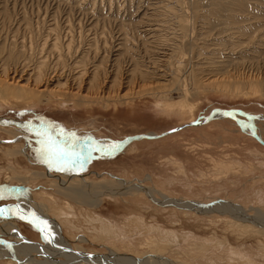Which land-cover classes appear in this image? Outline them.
I'll list each match as a JSON object with an SVG mask.
<instances>
[{
    "label": "rangeland",
    "instance_id": "1",
    "mask_svg": "<svg viewBox=\"0 0 264 264\" xmlns=\"http://www.w3.org/2000/svg\"><path fill=\"white\" fill-rule=\"evenodd\" d=\"M220 111L237 118H214ZM248 117L259 121L256 134L241 127ZM193 122L199 124L188 126ZM43 127L57 138L74 134L81 144L110 140L129 148L94 152L83 167L57 164L37 134ZM261 130L264 0H0V187L45 202L55 229L88 261L264 264ZM150 133L156 136L134 138ZM47 175L67 183L47 182ZM146 187L229 212L165 208ZM44 193L74 207L72 225L58 217L63 204L41 202ZM0 201L6 210L19 202ZM97 216L117 232L86 221ZM261 217L262 225L253 221ZM25 221L0 216V239L13 241L17 226L43 242L37 221ZM152 224L156 230L147 233ZM156 237L169 248L154 260L155 245L146 246ZM205 240L211 245L204 254L194 247ZM231 248L242 260L231 259ZM0 264L24 263L0 257Z\"/></svg>",
    "mask_w": 264,
    "mask_h": 264
},
{
    "label": "bare ground",
    "instance_id": "2",
    "mask_svg": "<svg viewBox=\"0 0 264 264\" xmlns=\"http://www.w3.org/2000/svg\"><path fill=\"white\" fill-rule=\"evenodd\" d=\"M72 53V52H71ZM43 63V62H42ZM236 77V76H235ZM234 79V78H233ZM262 85V84H261ZM259 86V85H258ZM58 87V85H57ZM262 87V86H261ZM259 87V88H261ZM263 88V87H262ZM145 92V91H144ZM141 93V92H140ZM144 94V93H143ZM139 95V94H138ZM122 101H125V100H122ZM127 101V100H126ZM242 113V112H241ZM243 114V113H242ZM217 116H220V117H225V116H229V117H232V118H237V116L234 114V112H224V111H220L218 113H215L214 115V118H216ZM213 118V115L211 117H209L207 119V121H210L211 119ZM12 121V120H11ZM4 122V121H3ZM5 121V123H3V125H11L13 124V122H7ZM256 122H259L258 119L252 121V123H255ZM17 123V122H15ZM19 123V122H18ZM17 125V124H16ZM188 126H193L192 124H189ZM248 131H253V130H248ZM256 131L257 129L255 128L254 129V132L256 134ZM252 133V132H251ZM258 134L260 136V134L262 136H264V130H261V131H258ZM148 138L149 137H154L156 135L153 134H149L147 135ZM161 137V136H160ZM134 138H137V137H134ZM145 139V138H144ZM128 140H133V138H130V139H127L126 141ZM93 141V142H91ZM131 141H128L131 143ZM127 142V143H128ZM88 144L90 146H94V147H100V146H105V145H110V144H120L121 147L119 149V151H122L124 150L125 148L128 147V145H125L123 142H119V143H116V142H112L110 140H106V141H103V142H98V140H90L88 141ZM129 148V147H128ZM119 151H116V152H113L111 153L112 155H115V154H119ZM101 155H104L106 154V152H103V151H99L97 152ZM94 154V152L92 153V155ZM111 154H108V155H111ZM103 157V156H102ZM182 168V167H181ZM221 171V170H220ZM54 173V172H53ZM184 173V172H183ZM78 174V173H77ZM50 175V174H49ZM47 175V178L48 176ZM80 175V174H79ZM46 177V176H45ZM63 177H54L51 179L50 176H49V180H47V182H52L50 180H54V181H57L58 183L61 182V184L63 185L64 183H67V180H62ZM151 177L148 178V180L150 179ZM124 183V182H123ZM125 183L126 180H125ZM130 188V187H129ZM136 190L138 189L143 191V189H140L139 187H135ZM134 188V189H135ZM11 189H9L8 187H0V192H3L4 196H8L10 197L12 200L13 199H16L17 201H19L12 209H7V210H12L13 212H16L15 215L12 214V212H6V214L4 216H1L3 219L5 220H19L21 219L20 217L22 216L24 221L25 222H30V223H33V221H37L38 224H35L33 223L41 232H42V240L43 242H36L34 240H32L31 238H27L23 232L20 230L19 227L17 226H14L13 230H12V240L13 241H3L0 239V257H4V259L6 258H10L11 260H17V261H20L24 264H33L32 262L34 261H31V258L32 256H38V257H42L44 258V263H40L41 264H49L50 262L52 264H89L91 263V261H96V264H144V263H135L133 260H128L127 257H120L117 259H113L112 261H110L111 258H104L103 259H91V261H88V259L86 258V255L85 254H81L80 252H75L74 250H72V248L69 247V244L66 243V241L64 240V237H62V231L59 230L57 231L54 227V224L53 222H51V218L48 216V213L45 214V208L47 209L46 207V204L44 201H47V202H50V200H52V198L54 199L55 196L53 197V195H48L46 193H44V195L42 196L41 195V202H44V203H41L40 205H35L34 203H32L33 201L30 199H28V197L30 196V192H23L24 195H18V194H11L10 191ZM10 191V192H9ZM89 191V190H88ZM156 190L154 189H150V188H145L144 192L147 193L149 195V199L152 200L153 202H155L156 204H160L161 206H164L165 208L168 206L169 207H178L180 208L181 210L182 209H188L192 212H209L208 210H210V212L212 211H216L217 209H209L207 207H204L203 204H195V205H192V204H189V203H186V201L184 202L183 200L181 201L176 199V200H172L171 198H169L168 195L166 196H161L159 192H155ZM48 192V191H47ZM125 191H120V194H123ZM51 193V192H50ZM127 193V192H126ZM33 194V193H32ZM86 194H88L86 192ZM112 194V193H111ZM119 194V193H118ZM119 194V195H120ZM155 194L157 195V197L155 196ZM107 195V194H106ZM89 196V195H88ZM90 196H96L94 193H92L90 191ZM98 196V194H97ZM96 196V197H97ZM110 196V195H109ZM112 196V195H111ZM35 195L33 194V198L35 199ZM57 198V197H56ZM1 202V201H0ZM14 202V201H13ZM52 202H54L55 204H59L60 202H56L55 200L51 201L50 203L52 204ZM39 203V202H37ZM154 203V204H155ZM49 204V203H48ZM54 204V205H55ZM62 206H63V210H61V212L58 213V217H59V214L61 216V218H66L69 222L68 223H71V225L73 224L72 222H70L71 218H74L77 213L76 211L74 212V207L71 206V204L69 205L68 203H60ZM180 206V207H179ZM202 206V207H201ZM57 207V206H56ZM55 207V208H56ZM58 208V207H57ZM66 208V209H65ZM0 209H3V206H1L0 204ZM49 210V209H47ZM87 210V209H86ZM221 210V208H220ZM219 208H218V211L216 212H220V213H228L229 212V209L228 210H223L220 211ZM57 211V210H56ZM59 211V210H58ZM90 211V210H89ZM85 213V212H84ZM83 213V214H84ZM89 213V212H88ZM236 213V212H235ZM234 213V214H235ZM241 213V211H240ZM50 214V213H49ZM90 214V213H89ZM88 214V215H89ZM94 214V213H93ZM233 214V213H232ZM238 214V213H237ZM242 214V213H241ZM82 216V214H81ZM87 216V215H86ZM237 217H240L243 219V221H248V220H244L245 217L244 215H236ZM235 216V217H236ZM88 217V216H87ZM79 218V217H78ZM84 218V217H83ZM101 217H90V218H87L86 221L87 222H98L100 221L102 226H103V232L106 233V232H112L113 231L115 232L116 229H115V225L108 221V219L106 221H103L100 219ZM129 218V217H128ZM62 219V220H63ZM260 219H263V217L261 218H254L253 221L256 223V224H263ZM48 220V221H47ZM75 220V219H74ZM76 221H79V220H76ZM133 221V220H132ZM137 221V220H136ZM57 222V221H56ZM81 223V222H80ZM83 223V222H82ZM107 224V225H106ZM140 224V223H139ZM264 225V224H263ZM80 226V225H78ZM245 226V225H244ZM247 226V225H246ZM75 227V226H74ZM139 226H137L138 228ZM72 228V227H71ZM158 227L157 228V231L161 230L162 228ZM154 228L153 224L152 226L148 227L146 226L144 228L145 231H147V233H150ZM159 229V230H158ZM156 230V229H155ZM154 230V231H155ZM156 231V232H157ZM117 232V231H116ZM117 234V233H116ZM168 234V238L167 240L169 242H175V238L172 234H170L169 232H167ZM94 236V235H93ZM165 236V235H164ZM177 237V236H176ZM159 238V237H158ZM165 238V237H164ZM166 239L164 240H161V239H157L156 238H150L146 248L152 250V247L153 245H155V248H156V251L153 250V256L152 258L155 260H157L158 258H163L164 255H165V252L167 251V245L165 244V242H167ZM215 240V239H214ZM180 242V241H179ZM177 242V244L179 243ZM176 243V242H175ZM198 243V242H196ZM210 245L211 243L208 242V241H203L201 243L198 244L197 247H194L195 249L197 248L198 252L201 251V249L203 250L202 252L204 253V251H209L210 250ZM223 245V242L219 241V240H216L215 243H214V246L217 248L219 247H222ZM145 247V245H143ZM195 246V244L193 245ZM200 249H199V248ZM193 248V250H194ZM192 249V248H190ZM195 252V251H194ZM231 254L232 255V258L231 259H235V257H239L237 259H240V256H243L242 254L239 255L240 253L237 252V250L235 248H231ZM205 254V253H204ZM196 255V253H195ZM194 255V256H195ZM229 255V254H228ZM246 256V255H245ZM110 257V256H109ZM136 257V256H135ZM203 257V256H202ZM137 258V257H136ZM152 259V260H153ZM165 259V258H164ZM233 259V260H234ZM249 259V258H248ZM42 261V260H41ZM114 261V262H113ZM248 261V260H246ZM36 263V262H34ZM40 263H36V264H40ZM246 263V262H245ZM250 263V262H249ZM169 264H177L176 262L174 261H170ZM248 264V263H246Z\"/></svg>",
    "mask_w": 264,
    "mask_h": 264
},
{
    "label": "snow or ice",
    "instance_id": "3",
    "mask_svg": "<svg viewBox=\"0 0 264 264\" xmlns=\"http://www.w3.org/2000/svg\"><path fill=\"white\" fill-rule=\"evenodd\" d=\"M254 117H248V122H242L241 127L248 130H253L255 125L252 123ZM38 135L44 136L47 142V149L45 155L50 159V161L57 164H69L72 166L83 167L90 159H92L93 152L103 151L106 154H111L113 152L119 151L120 144H110L100 147L90 146L89 144H81L74 140V134L61 133L57 137L51 134V130L47 127L41 128ZM4 198L3 192H0V199ZM6 212H12L13 215L16 212L12 210L0 209V216H4ZM23 219V217H20Z\"/></svg>",
    "mask_w": 264,
    "mask_h": 264
},
{
    "label": "water",
    "instance_id": "4",
    "mask_svg": "<svg viewBox=\"0 0 264 264\" xmlns=\"http://www.w3.org/2000/svg\"><path fill=\"white\" fill-rule=\"evenodd\" d=\"M207 119H208V118H207ZM207 119H206V120H207ZM198 124H199V122H193V123H192V125H198ZM176 129H178V128H176ZM170 131H173V130H170ZM166 134H168V133H167V132H166V133H162L161 136H162V135H166ZM136 137L139 138V139H140V138H148V136H147V135H144V134H140L139 136H136ZM126 139H127V138H126Z\"/></svg>",
    "mask_w": 264,
    "mask_h": 264
}]
</instances>
